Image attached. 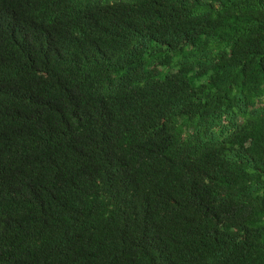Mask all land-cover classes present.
<instances>
[{
	"label": "trees",
	"instance_id": "16d2710c",
	"mask_svg": "<svg viewBox=\"0 0 264 264\" xmlns=\"http://www.w3.org/2000/svg\"><path fill=\"white\" fill-rule=\"evenodd\" d=\"M0 264H264V0H0Z\"/></svg>",
	"mask_w": 264,
	"mask_h": 264
}]
</instances>
